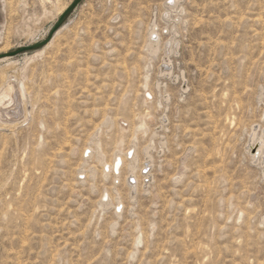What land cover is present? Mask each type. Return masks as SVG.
<instances>
[{"label":"rangeland","instance_id":"1","mask_svg":"<svg viewBox=\"0 0 264 264\" xmlns=\"http://www.w3.org/2000/svg\"><path fill=\"white\" fill-rule=\"evenodd\" d=\"M74 1L0 0V55ZM166 3L81 0L1 58L0 264H264V0Z\"/></svg>","mask_w":264,"mask_h":264},{"label":"bare ground","instance_id":"2","mask_svg":"<svg viewBox=\"0 0 264 264\" xmlns=\"http://www.w3.org/2000/svg\"><path fill=\"white\" fill-rule=\"evenodd\" d=\"M167 3V9L168 10H172V9H174L175 7H176V5H177V3L179 2V0H172V3H169L168 2V0H165ZM168 12V11H167ZM165 13L166 14V16L168 17V13ZM153 27H154V25H153ZM152 33H154V29L150 32V35L152 34ZM56 34V33H55ZM53 39V38H52ZM53 41V40H52ZM158 40H156V41H150L149 42V44L147 45V49H148V51H149V53L151 54V55H155L156 53H157V42ZM170 43V42H169ZM48 44H50V43H48ZM171 45V44H170ZM170 45H169V47H170ZM171 48V47H170ZM45 49V48H44ZM45 51V50H44ZM1 60H3V59H0V61ZM167 69V68H166ZM10 91H12V86L10 87V90L9 91H6V92H4V95H2V97L0 98V107L2 106V105H4V102L6 101V100H10V98H11V94L12 93H10ZM16 91H17V93H19L20 92V94H21V92H22V90H21V85H18L17 86V89H16ZM3 94V93H2ZM0 112H1V110H0ZM257 128V127H256ZM254 130V129H253ZM255 135H256V131H252V133H251V136H250V139H249V142L250 143H255L256 141H255ZM259 141L257 142V144H258V150H257V153H260L262 150H264V127L263 128H261V130H260V136H259ZM149 151V150H148ZM146 154H147V152H146ZM258 155V154H257ZM257 155H255L254 156V158H256V156ZM149 158V157H148ZM108 163V162H107ZM262 163H264V152H263V158H262ZM122 164V160L119 158L118 159V161H117V163L114 165V167H113V169H114V171H119V167H120V165ZM135 164H136V159L135 158H132L131 159V166L129 167V171H130V173H132L133 172V169H134V167H135ZM150 164V163H149ZM141 165V164H140ZM112 166V165H111ZM107 170V169H106ZM145 170H147V169H145ZM149 171H150V169H149ZM138 173H139V171H138ZM153 176V175H152ZM130 177H132L133 178V176H130ZM136 178V177H135ZM146 178V177H145ZM135 190V189H134ZM106 196V195H105Z\"/></svg>","mask_w":264,"mask_h":264},{"label":"water","instance_id":"3","mask_svg":"<svg viewBox=\"0 0 264 264\" xmlns=\"http://www.w3.org/2000/svg\"><path fill=\"white\" fill-rule=\"evenodd\" d=\"M81 0H75L73 2L72 5H70L68 8H66V10L61 14L60 18L58 19L57 23L55 24L52 32H50V34L47 36V38L36 44V45H33V46H30L29 48H18L16 50H13V51H10L8 53H5L3 55H0V59L3 58V57H14L16 55H19L21 54L22 52L26 51V50H30V51H37V50H40L42 49L43 47H45L53 38V35H54V31H56L59 27H61L63 25V23L65 22V19H67L70 14L75 10V8L77 7V5L79 4ZM258 147V144L256 143L253 150L254 151V154L257 155V149Z\"/></svg>","mask_w":264,"mask_h":264},{"label":"built area","instance_id":"4","mask_svg":"<svg viewBox=\"0 0 264 264\" xmlns=\"http://www.w3.org/2000/svg\"><path fill=\"white\" fill-rule=\"evenodd\" d=\"M132 152L133 151H126V153H125V158L127 159V161L129 160V159H131V156H132ZM145 171V169H143V172ZM118 174H114V176H117ZM125 182H129L130 184H134V179L132 178V177H129V175L127 176V177H125V180H124ZM142 182H143V180H142Z\"/></svg>","mask_w":264,"mask_h":264},{"label":"snow or ice","instance_id":"5","mask_svg":"<svg viewBox=\"0 0 264 264\" xmlns=\"http://www.w3.org/2000/svg\"><path fill=\"white\" fill-rule=\"evenodd\" d=\"M168 2H169V3H172V0H168ZM106 198H107V197H105V199H106Z\"/></svg>","mask_w":264,"mask_h":264}]
</instances>
